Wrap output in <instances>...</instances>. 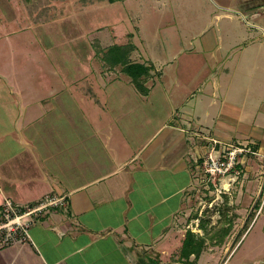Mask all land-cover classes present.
I'll use <instances>...</instances> for the list:
<instances>
[{
    "label": "crops",
    "instance_id": "0c3cea01",
    "mask_svg": "<svg viewBox=\"0 0 264 264\" xmlns=\"http://www.w3.org/2000/svg\"><path fill=\"white\" fill-rule=\"evenodd\" d=\"M219 1L204 113L195 79L190 90L177 78L181 89L172 96L158 62L133 41L131 58L154 67L148 94L126 73L99 61L95 66L90 60L101 50L67 44L43 49L51 62L48 78L42 68L31 85L3 76L0 206L5 198L35 205L46 195L63 197L64 204L37 217L29 241L0 242V264H264V249L252 259L248 252L234 259L259 221L255 237L264 245V177L242 234L233 228L217 243L214 222L197 217V227L183 224L190 195L204 181L200 165L212 139L219 150L239 145L264 157V0ZM244 13L252 20L237 28L236 14ZM222 93L224 109L215 122L212 108ZM186 242L205 248L186 256Z\"/></svg>",
    "mask_w": 264,
    "mask_h": 264
},
{
    "label": "rangeland",
    "instance_id": "374dc122",
    "mask_svg": "<svg viewBox=\"0 0 264 264\" xmlns=\"http://www.w3.org/2000/svg\"><path fill=\"white\" fill-rule=\"evenodd\" d=\"M219 3V0H0V86L3 76L12 82L30 85L43 72L48 78L51 62L42 53L45 47L67 44L96 52L113 44L131 46L134 42L144 55L158 62L165 74V90L172 96L181 88L190 89L189 84L195 79V95L203 100L201 112L204 113L214 80L210 37L213 28L217 27L213 15L218 11ZM243 15L236 14L238 20L234 24L237 28L247 27L252 20L245 17V13ZM82 55L83 58L88 56ZM135 57L139 60L140 53ZM90 61L95 66L96 61L102 62L100 55L94 53ZM177 78L182 81L181 88H177ZM226 87H222V92ZM31 89L36 92L37 86ZM222 97L223 93L219 103L212 108L215 122L220 119L218 112L224 109ZM246 148L249 151L238 157L235 170L228 176H213L201 169L204 181L190 195L188 218L183 222L185 229L197 227L192 221L197 217L203 222H214L211 236H216V242L222 243L223 237L233 228L238 227L234 232L240 234L248 228L259 200L257 191L261 190L264 177V157L258 150ZM241 193L243 199L239 197ZM240 208H244L241 214L236 212ZM246 216V223L239 229L241 219ZM261 222L234 259H240L247 252L250 259L262 253L264 245L258 246L260 238L255 237L261 231Z\"/></svg>",
    "mask_w": 264,
    "mask_h": 264
},
{
    "label": "built area",
    "instance_id": "2783aa9c",
    "mask_svg": "<svg viewBox=\"0 0 264 264\" xmlns=\"http://www.w3.org/2000/svg\"><path fill=\"white\" fill-rule=\"evenodd\" d=\"M212 147L203 158L201 169L205 173L228 176L236 168L238 157L249 151L244 146L230 145L218 149V140L212 139ZM255 153V152H254ZM64 204L63 197L46 195L35 205L21 204L11 198H5L0 206V242L3 245L23 243L30 240V227L49 207Z\"/></svg>",
    "mask_w": 264,
    "mask_h": 264
},
{
    "label": "trees",
    "instance_id": "16d2710c",
    "mask_svg": "<svg viewBox=\"0 0 264 264\" xmlns=\"http://www.w3.org/2000/svg\"><path fill=\"white\" fill-rule=\"evenodd\" d=\"M134 50V45H119L113 44L107 49L103 50L100 55V59L107 67L108 70L116 69L118 66L120 70L126 73L131 82L137 88V90L142 94H148L149 87L146 86V82L150 77L153 76L152 70L154 69L152 64H146L142 62L134 61L131 58V52ZM188 236H194V232L188 231ZM203 243L198 247H193L190 242H186L183 247V253L186 256L195 253L200 254L203 250Z\"/></svg>",
    "mask_w": 264,
    "mask_h": 264
}]
</instances>
